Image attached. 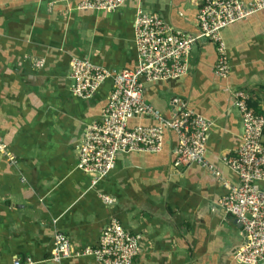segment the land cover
<instances>
[{
  "label": "crops",
  "instance_id": "crops-1",
  "mask_svg": "<svg viewBox=\"0 0 264 264\" xmlns=\"http://www.w3.org/2000/svg\"><path fill=\"white\" fill-rule=\"evenodd\" d=\"M79 1L0 0V136L17 159L12 165L0 151V264H94L82 254L51 261L54 233L80 252L96 245L112 220L138 237L133 264H242L233 255L243 231L219 205L238 177L222 158L241 140L234 93L264 113V9L222 30L227 77L215 74V45L200 37L184 75L145 83L144 99L163 116L177 96L211 122L205 156L220 175L193 163L174 166L176 135L167 129L160 152L119 153L111 172L93 183L77 167V145L100 119L112 79L89 98L73 95L71 58L112 72L133 69L137 7L197 34L203 0H124L110 12L79 10ZM154 123L148 116L129 120L130 127Z\"/></svg>",
  "mask_w": 264,
  "mask_h": 264
},
{
  "label": "built area",
  "instance_id": "built-area-1",
  "mask_svg": "<svg viewBox=\"0 0 264 264\" xmlns=\"http://www.w3.org/2000/svg\"><path fill=\"white\" fill-rule=\"evenodd\" d=\"M123 2L80 0L76 8L110 12ZM263 9L264 0H203L196 13L198 32L188 34L175 29L161 15L139 6L132 27L137 53V64L133 69L112 72L88 58L72 57L70 91L73 95L89 98L106 79H112V89L100 119L86 126L77 145V167L92 176V182L96 183L111 172L119 153L160 152L164 131L168 129L176 135L174 166L198 164L219 176L205 156L211 122L177 96L170 100V116H163L144 99L145 83L184 75L189 52L200 37L215 45V74L227 77L230 65L222 30ZM233 105L240 116L241 140L234 152L222 159L237 175L238 183L228 186L219 205L238 221L243 231L244 242L235 251L234 259L242 264H259L264 261V113L255 112L241 92L234 93ZM137 116L151 117L155 123L130 127L129 120ZM0 151L8 157L10 164H16L17 159L7 151L1 136ZM53 237L50 259L55 263L82 254L91 256L94 264H133L140 252L138 237L116 220L103 228L96 245L85 246L80 252L71 247L64 233L57 231ZM19 263L15 261V264Z\"/></svg>",
  "mask_w": 264,
  "mask_h": 264
}]
</instances>
